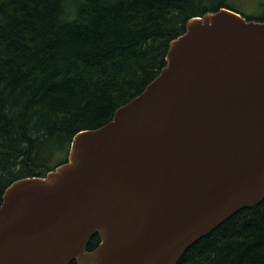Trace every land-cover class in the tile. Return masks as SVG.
<instances>
[{
	"label": "water",
	"instance_id": "95a60500",
	"mask_svg": "<svg viewBox=\"0 0 264 264\" xmlns=\"http://www.w3.org/2000/svg\"><path fill=\"white\" fill-rule=\"evenodd\" d=\"M166 61L67 161L5 189L0 264H177L264 200V20L192 17Z\"/></svg>",
	"mask_w": 264,
	"mask_h": 264
},
{
	"label": "trees",
	"instance_id": "16d2710c",
	"mask_svg": "<svg viewBox=\"0 0 264 264\" xmlns=\"http://www.w3.org/2000/svg\"><path fill=\"white\" fill-rule=\"evenodd\" d=\"M222 7L235 10L226 0H0V205L13 181L54 170L78 132L139 95L190 18ZM177 264H264V200Z\"/></svg>",
	"mask_w": 264,
	"mask_h": 264
},
{
	"label": "rangeland",
	"instance_id": "374dc122",
	"mask_svg": "<svg viewBox=\"0 0 264 264\" xmlns=\"http://www.w3.org/2000/svg\"><path fill=\"white\" fill-rule=\"evenodd\" d=\"M226 3L246 17L258 18L264 14V0H226ZM63 157L64 154L60 156Z\"/></svg>",
	"mask_w": 264,
	"mask_h": 264
}]
</instances>
